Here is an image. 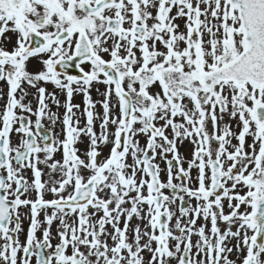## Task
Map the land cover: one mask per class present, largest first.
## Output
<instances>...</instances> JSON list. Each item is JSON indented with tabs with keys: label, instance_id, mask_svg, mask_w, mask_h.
<instances>
[{
	"label": "snow or ice",
	"instance_id": "obj_1",
	"mask_svg": "<svg viewBox=\"0 0 264 264\" xmlns=\"http://www.w3.org/2000/svg\"><path fill=\"white\" fill-rule=\"evenodd\" d=\"M0 264H264V0H0Z\"/></svg>",
	"mask_w": 264,
	"mask_h": 264
},
{
	"label": "flooded vegetation",
	"instance_id": "obj_2",
	"mask_svg": "<svg viewBox=\"0 0 264 264\" xmlns=\"http://www.w3.org/2000/svg\"><path fill=\"white\" fill-rule=\"evenodd\" d=\"M48 87H49V90L51 91V90H52V86L49 85ZM100 87H101V90H103V86H100ZM92 95H93L94 99H100V97L97 96V94H96V92H95V89L93 90ZM60 99L63 101L64 97L61 95V96H60ZM74 102H75V103H80V104H81V107H83V104H82V98H81V97H75V98H74ZM33 103L35 104V101H33ZM63 111H64V109L61 108V109H60V114H61V115L63 114ZM45 123H47V121H45ZM25 226H27V222H25ZM22 238H23V237H22Z\"/></svg>",
	"mask_w": 264,
	"mask_h": 264
}]
</instances>
